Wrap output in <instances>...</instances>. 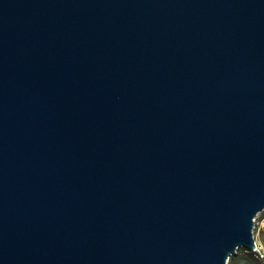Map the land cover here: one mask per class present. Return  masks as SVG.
Listing matches in <instances>:
<instances>
[{"label":"water","instance_id":"95a60500","mask_svg":"<svg viewBox=\"0 0 264 264\" xmlns=\"http://www.w3.org/2000/svg\"><path fill=\"white\" fill-rule=\"evenodd\" d=\"M264 208V0H0V264H227Z\"/></svg>","mask_w":264,"mask_h":264},{"label":"rangeland","instance_id":"374dc122","mask_svg":"<svg viewBox=\"0 0 264 264\" xmlns=\"http://www.w3.org/2000/svg\"><path fill=\"white\" fill-rule=\"evenodd\" d=\"M257 221V223H256ZM264 223V208L260 210L254 217L253 235L257 241L264 244V230L262 224ZM227 264H264V261L251 252L249 248L240 246L237 252L231 255Z\"/></svg>","mask_w":264,"mask_h":264},{"label":"built area","instance_id":"2783aa9c","mask_svg":"<svg viewBox=\"0 0 264 264\" xmlns=\"http://www.w3.org/2000/svg\"><path fill=\"white\" fill-rule=\"evenodd\" d=\"M262 228L264 230V223L262 224ZM254 239H255V247L251 249L250 251L255 253L256 256H258L260 259L264 261V244L262 242L257 241L256 238Z\"/></svg>","mask_w":264,"mask_h":264}]
</instances>
